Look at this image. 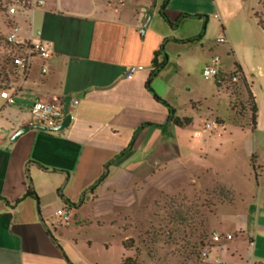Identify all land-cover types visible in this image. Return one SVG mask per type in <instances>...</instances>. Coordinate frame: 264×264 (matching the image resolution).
I'll use <instances>...</instances> for the list:
<instances>
[{"label":"crops","instance_id":"0c3cea01","mask_svg":"<svg viewBox=\"0 0 264 264\" xmlns=\"http://www.w3.org/2000/svg\"><path fill=\"white\" fill-rule=\"evenodd\" d=\"M154 2L46 0L44 7L17 18L24 38L42 33L52 58L47 73L36 65L14 85L16 92L7 91L13 105L7 100L0 105V264H81L69 238L54 224L55 212L65 207L80 211L83 204H71L86 201L111 161L107 169L124 176L153 178L162 162L166 167L173 155L181 159V129L169 123L168 108L154 94L176 117L185 118L173 101L182 91L189 92L179 82L191 77L194 66L203 69L221 52L225 62L220 58V73L238 66L247 79L261 64L257 38L263 35L264 0H169L165 13L176 26L162 19L165 0H159L145 28ZM234 28L247 46H238ZM200 34L193 44L180 42ZM222 37L225 43L219 42ZM162 45L169 62L152 80L153 94L147 83ZM216 82L211 86L219 94L223 81ZM247 83L258 107L254 81ZM65 98L79 101L70 107L72 120L66 129L31 130L13 141L21 128L37 125L30 116L36 101L63 106ZM135 135L130 152L114 160L129 149ZM192 140L198 142L195 135ZM215 182L199 178L201 189ZM29 190L34 193L27 197ZM240 232L255 245L252 234ZM254 258L264 263L262 256Z\"/></svg>","mask_w":264,"mask_h":264},{"label":"rangeland","instance_id":"374dc122","mask_svg":"<svg viewBox=\"0 0 264 264\" xmlns=\"http://www.w3.org/2000/svg\"><path fill=\"white\" fill-rule=\"evenodd\" d=\"M10 25L0 8V105L9 97L2 91L9 87L6 82L21 81L10 64H4ZM261 29L263 35L257 38L263 50L261 64L247 79L243 75L237 83L223 79L218 94L211 86L215 80H206L203 69L194 66L191 77L179 82L189 92L177 94L173 102L180 115L192 120L177 132L180 160L173 155L166 167L162 162V170L153 178L124 176L107 169L105 179L89 190L86 201H77V206L84 207L77 212L70 208L71 226L56 224L69 238L81 264H264L254 262L255 255L264 258V27ZM234 34L238 46H247L239 29L234 28ZM217 56L225 62L221 52ZM240 81H254L259 105L256 130L249 112L253 101ZM193 135L198 142L192 140ZM203 167L210 173L205 174ZM199 178L202 183H218L201 189ZM240 230L252 234L255 245ZM215 235L219 241L214 240Z\"/></svg>","mask_w":264,"mask_h":264},{"label":"built area","instance_id":"2783aa9c","mask_svg":"<svg viewBox=\"0 0 264 264\" xmlns=\"http://www.w3.org/2000/svg\"><path fill=\"white\" fill-rule=\"evenodd\" d=\"M46 5V0H0V8L10 20V31L6 38V42L9 46L7 57L12 67V71L21 80H24L33 68L38 65L41 73H47L48 69L46 63L52 58V52L47 44L42 40V33L36 32L28 37H23V28L16 18L25 16L29 12L36 9H40ZM220 43H225V39L222 37L219 39ZM220 58L215 56L211 59V62L207 64L202 71L203 77L206 80H215L221 75L219 70ZM12 72V73H13ZM235 69L231 72L234 73ZM233 82L237 83V77H233ZM9 84L8 89L2 91H17L14 86V82L7 81ZM14 97L9 96L7 98V105H13ZM79 101L77 98L71 99L70 107H76ZM30 116L32 121L37 125H42L46 128H54L61 125L66 117L63 106L60 104L36 101L30 108ZM213 123L212 126H216ZM211 128L210 125L207 126ZM70 207L57 210L55 212L56 221L54 224L60 226H71V212ZM231 239V236L227 237ZM215 241H219V236H214Z\"/></svg>","mask_w":264,"mask_h":264},{"label":"trees","instance_id":"16d2710c","mask_svg":"<svg viewBox=\"0 0 264 264\" xmlns=\"http://www.w3.org/2000/svg\"><path fill=\"white\" fill-rule=\"evenodd\" d=\"M169 0H165V2L163 3L161 9H160V15L162 17V19L167 23L169 24L170 26H176L177 23H172L169 18L167 17L166 13H165V9H166V6H167V3H168ZM187 16V15H185ZM194 18H198V17H194ZM202 38V34L196 36V37H193L191 39H188L186 41H180L182 42L183 44H193L197 41H199L200 39ZM6 45L8 46L7 42H6ZM9 47V46H8ZM162 56V59L159 61V57ZM168 62H169V58H168V55L166 54L165 52V49H164V45L161 46V48L155 53V56H154V60H153V69L150 73V76H149V80H148V83H147V88L148 90L151 91V87H150V84L152 82V80L168 65ZM10 64L9 63V59L8 57H6L4 59V64ZM7 64V65H8ZM11 67V65H10ZM11 70L12 67H11ZM5 72V67H4V70ZM7 75V74H6ZM242 76V73H241V70L238 66H235V72L234 73H229V74H224V75H219L215 81H217L216 83L219 84L220 82L223 81V79H227V80H230L229 82L231 83H234L233 82V77H237V80L239 81L240 78ZM228 82V81H227ZM244 84L245 88L249 91V98L253 101V105L250 106V110L249 112L251 113V123H252V129L253 130H256V127H257V119H258V107H257V104H256V101H255V98L253 97L251 91H250V86L249 84L246 82V81H240ZM153 93V91H151ZM154 94V93H153ZM155 98L163 103L169 110V123L171 122L174 126L178 127V128H185V127H188L189 125L192 124V120L189 119V118H179V117H176L175 116V110L165 101H163L162 99H160L157 95H155ZM156 127H159V128H164L165 126H159V125H156ZM136 138V135L134 136L133 138V141L129 147V149H127L126 151H124L122 154H120L119 156H117L114 160H118L124 156L127 155L128 152H130V150L132 149V146H133V142H134V139ZM114 162V161H113ZM110 164H112V161L110 163L107 164V168L108 166H110ZM107 168L105 170V172L103 173V175L99 178V180L91 187V189H94L98 184H100L104 179H105V176H106V171H107ZM32 193H34L33 190H29L27 192V197L30 196ZM81 201H79L80 203ZM77 204H71V207H76ZM200 246L202 248L205 247V244H204V240L202 239V241L200 242ZM126 264V263H125Z\"/></svg>","mask_w":264,"mask_h":264},{"label":"water","instance_id":"95a60500","mask_svg":"<svg viewBox=\"0 0 264 264\" xmlns=\"http://www.w3.org/2000/svg\"><path fill=\"white\" fill-rule=\"evenodd\" d=\"M155 6H156V2H154L153 6H152V9L149 11V17H148V21H147V24L145 25V28H147V26L149 25V22L151 20V15H152V10L155 9ZM70 102H71V98H65L63 100V110H64V113L66 115L63 123L57 127H54V128H46L42 125H27V126H24L23 128H21L15 135H14V138H13V141L17 140L21 135L31 131V130H40V131H44V132H47V131H52V132H60V131H63L64 129H66L70 123H71V120H72V117L71 115L69 114V105H70Z\"/></svg>","mask_w":264,"mask_h":264}]
</instances>
